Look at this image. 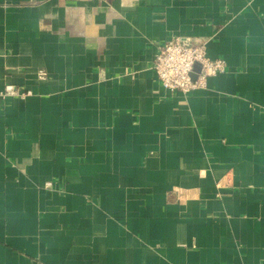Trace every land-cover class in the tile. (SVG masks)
Segmentation results:
<instances>
[{"label":"crops","instance_id":"1","mask_svg":"<svg viewBox=\"0 0 264 264\" xmlns=\"http://www.w3.org/2000/svg\"><path fill=\"white\" fill-rule=\"evenodd\" d=\"M0 264H264V0H0Z\"/></svg>","mask_w":264,"mask_h":264},{"label":"built area","instance_id":"2","mask_svg":"<svg viewBox=\"0 0 264 264\" xmlns=\"http://www.w3.org/2000/svg\"><path fill=\"white\" fill-rule=\"evenodd\" d=\"M199 71L195 72V66ZM161 86L170 91H182L187 94L204 88L210 76L224 73L227 69L223 58L211 59L207 55L204 42H194L191 37L173 36L158 46V51L151 64ZM195 72L196 77L192 76ZM29 90L21 91L18 87L7 84L1 96H26Z\"/></svg>","mask_w":264,"mask_h":264},{"label":"water","instance_id":"3","mask_svg":"<svg viewBox=\"0 0 264 264\" xmlns=\"http://www.w3.org/2000/svg\"><path fill=\"white\" fill-rule=\"evenodd\" d=\"M199 69H200L199 65H196L194 71L197 72V71H199ZM195 72L192 73V76H193L194 78L196 77Z\"/></svg>","mask_w":264,"mask_h":264}]
</instances>
